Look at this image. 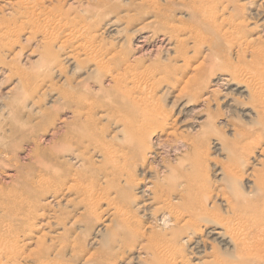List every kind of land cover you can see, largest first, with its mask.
Wrapping results in <instances>:
<instances>
[{"label": "rangeland", "instance_id": "rangeland-1", "mask_svg": "<svg viewBox=\"0 0 264 264\" xmlns=\"http://www.w3.org/2000/svg\"><path fill=\"white\" fill-rule=\"evenodd\" d=\"M212 11L216 13L212 15ZM189 26L193 28L191 37ZM6 27L9 39L0 41V191L18 186L23 198L30 191L38 192L37 177L52 165V156L44 155L37 162L35 153L56 150L64 140H75L73 147L81 139L87 141L85 134L93 124L107 139H120L122 127L107 119L103 108L86 113L83 106L96 101L101 106L115 105L123 100L115 90V74L124 73L121 69L128 64L127 85L142 87L143 80L149 79L136 92L153 95L171 119L163 132L156 124L145 127L160 134L151 136L153 149L137 162L131 181L121 180L124 190L136 195L142 186L166 176L169 169L174 172V186L195 173L199 182L213 186L210 196L219 213H226L221 195L231 188L244 192L264 221V126L257 122L254 97L235 90L240 78L237 72L248 67L251 56L225 34L238 32L243 47L264 48V0H0V30ZM78 27H86L92 34L88 42L93 44L88 43L85 52L76 50L78 43H61ZM43 30L57 31L52 51L44 39L50 35L44 36ZM177 35L187 38L182 45L176 43ZM101 60L108 61V68L100 66ZM134 73L142 75L140 82L130 78ZM222 77L229 80L222 84ZM92 152L90 149L89 156L96 160ZM229 168L234 171L231 176L226 173ZM65 190L51 203V217L35 220L29 239L23 240L31 241L26 250L36 248L38 238L45 235L53 249L50 257L57 264H84L88 257V264L100 263L106 253L104 239L116 228L110 215L112 203L131 206L140 224L148 226L139 205L142 198L128 203L116 197V188L106 192L105 184L103 192L95 196L97 202L86 208L82 199ZM14 213L0 209V222L16 223ZM47 219L52 220L51 225H42ZM21 226L16 223L14 228H24ZM0 239L11 241L6 234ZM188 246L183 244L186 260L192 263ZM124 260L148 263L139 248L127 253Z\"/></svg>", "mask_w": 264, "mask_h": 264}, {"label": "bare ground", "instance_id": "bare-ground-1", "mask_svg": "<svg viewBox=\"0 0 264 264\" xmlns=\"http://www.w3.org/2000/svg\"><path fill=\"white\" fill-rule=\"evenodd\" d=\"M224 9L223 7L222 11ZM214 13L216 12L212 11V15ZM44 16L46 17L47 15ZM237 26H240V24ZM74 30L72 34L68 33V36L61 43H78V45H74L76 50L85 52L88 45L93 44L88 42L91 40L92 34L89 35L86 27H78V30ZM191 30L193 28L189 26V37H191ZM56 32L50 34V32L46 33L44 31V36L50 35L44 37L45 40H48L47 48L50 49L49 51L53 50L55 41L58 39ZM8 33V27L0 30V41L2 43L4 40L9 39ZM197 33L200 34V31H197ZM225 34L226 38L237 44L239 48L243 49L244 53H250L251 59L248 67L241 68L237 72V76L240 78L236 82L235 90L241 94H250L254 97V100L258 104L259 121L257 122L264 126V48H254L248 45L243 47V39L238 32L226 31ZM175 39L177 44L182 45L187 38L177 35ZM168 43L169 45L171 44L170 42ZM89 49L91 48L89 47ZM182 53H184L183 55H187L185 54L187 53L186 51ZM67 55L64 57H67ZM190 60L189 58V62ZM100 62V66L104 69L108 68L105 66L108 61L101 60ZM55 65L56 62L53 63V66ZM119 65L121 64L119 63ZM200 68L197 67V71ZM123 69L125 70L124 73L120 71L115 74V90L123 97V100L115 105L101 106L96 101L86 103L83 106L87 110L86 113L103 108L107 119L122 127L120 130L122 137L120 139L118 137L107 139L105 132L93 124L85 134L84 139L87 141L81 139L73 147L72 144L75 140H64L56 150H43L35 153L37 162H41V157L44 155L52 156V165L46 166L43 173H40L37 177L38 192L30 191L28 195V198L34 197L36 200L30 202L31 200L29 201L28 198H23L19 194L18 186L6 190L1 189L0 209L11 214L15 211L13 215L15 216V220H17L16 223L22 225L21 227L24 226V228L15 229L16 223L13 224V220L0 222V235L6 234L11 239L10 242H4L0 239V264H27L28 262H34L35 264H57L50 257L53 249L47 243L45 235L37 237L38 243L36 248L25 249L28 243L31 242L27 240L33 231L32 228L34 227L35 220L49 217L51 214V203L65 189H67L65 192L72 191L74 198L82 199L86 208H92L91 204L97 202L95 200L96 194L103 192L105 184L106 192H110L116 188V197L128 203L137 198H142L139 205L142 208L143 215L145 214V217L148 219V226L145 228L144 225L140 224V218L134 215L131 206L112 203L110 205V215L115 219L116 228H114L115 230L112 229V234L104 239L103 245L106 253L102 254V256H105L98 264H128L129 261L124 260L127 253L138 248L148 259L147 264L264 263V221L257 215V209H252V202L246 197L244 192H235L230 188L227 194L223 193L221 195L223 204L226 207V213L224 214L218 212L217 204L212 200V196H210L213 192V186L209 182H199L196 179L195 173L189 177H184L183 184L174 186V184H171L174 172L169 169V173L166 176L163 178L159 177L151 185L146 184L142 186L140 188L141 191L136 195H131L128 189L124 190L121 180H125L126 184L131 181L133 171L138 168L137 162L140 159H145L148 151L153 149L150 140L151 136L160 134L156 130L152 133V131L147 130L145 127L150 124H156L158 125L157 129L161 127L162 130H160L163 132L166 126L169 125L171 116L170 112L157 106L158 104L155 103L156 100L153 95H147V98V96L142 94L139 96L136 92V90L141 92L143 85L144 87L148 85L149 79L145 78L143 80L142 87H130L126 83V80H128L126 74L130 71V66L127 64L121 70ZM175 71H178V68H175ZM130 78L133 80L138 79L139 81L143 77L139 73H134ZM220 79L222 84L229 80L227 77ZM148 91L150 90L148 89ZM181 104H184L183 101ZM90 149L93 151V156L101 160H97V158V161L93 160L89 156ZM64 151H68L70 158L65 157L68 154H65ZM72 160L76 165H80L78 168H82V171L73 167L75 164H72ZM98 161L99 163H97ZM198 169L199 165L195 164V170ZM84 170L88 171L89 174L83 175L82 172ZM226 173L231 176L234 174V171L229 168ZM49 197L51 200H49ZM60 197L61 199L63 198L62 196ZM50 221L48 220L42 225H51ZM58 223L62 224L59 216ZM8 228H12L11 232L6 233ZM24 239H27V242L23 241ZM20 242H24L23 245L21 243L22 246H19ZM186 243H189V253L194 257L195 262L191 263L186 260L187 254L184 251L185 248H183V244L185 247ZM143 256L141 257L144 258ZM90 260L91 258L88 257L84 264H88ZM62 264H72V262Z\"/></svg>", "mask_w": 264, "mask_h": 264}]
</instances>
